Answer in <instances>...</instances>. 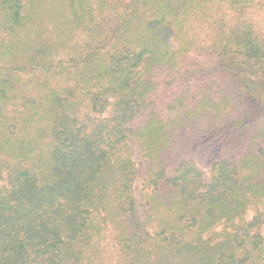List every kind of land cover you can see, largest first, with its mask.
Listing matches in <instances>:
<instances>
[{"label": "trees", "instance_id": "obj_1", "mask_svg": "<svg viewBox=\"0 0 264 264\" xmlns=\"http://www.w3.org/2000/svg\"><path fill=\"white\" fill-rule=\"evenodd\" d=\"M256 12L0 0V264H264Z\"/></svg>", "mask_w": 264, "mask_h": 264}, {"label": "rangeland", "instance_id": "obj_2", "mask_svg": "<svg viewBox=\"0 0 264 264\" xmlns=\"http://www.w3.org/2000/svg\"><path fill=\"white\" fill-rule=\"evenodd\" d=\"M255 20L257 23L261 24V28L264 29V25L262 24L264 17L262 12H256ZM202 126L204 123L202 122ZM186 133V132H185ZM189 134V133H188ZM197 133H194L195 135ZM208 141V143H206ZM218 138H215L214 136H211L208 138V140H202L198 142L196 140L195 144L192 147V158L195 162V165L200 168L201 171H203L205 178L208 180L209 178V160L210 157L218 150ZM133 151H135V148H133ZM135 155V154H134ZM137 168H138V179L137 183H141V176L144 169V163L142 159L136 158L134 156ZM251 217V212H249L246 216L247 219ZM261 233L264 239V226L261 229ZM264 243V242H263Z\"/></svg>", "mask_w": 264, "mask_h": 264}]
</instances>
